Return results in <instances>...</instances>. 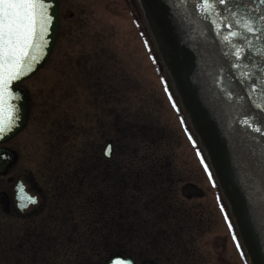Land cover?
Wrapping results in <instances>:
<instances>
[{"label":"rangeland","instance_id":"374dc122","mask_svg":"<svg viewBox=\"0 0 264 264\" xmlns=\"http://www.w3.org/2000/svg\"><path fill=\"white\" fill-rule=\"evenodd\" d=\"M136 10L133 0H61L53 49L42 67L21 83L28 93L30 114L15 136L20 164L51 194L54 191L48 183L46 188L45 180L68 172L77 161L86 165L88 155L100 151L110 136H128L133 152L156 151L171 157L172 149L184 179L176 193L180 213L171 219V215L158 214L156 207L145 208L155 210L153 215L162 220L171 219L176 233L167 227L157 234L158 247L166 255L159 258V264H249L224 197L201 160L203 150L196 144V135L187 129L184 114L176 108L179 101L170 78L142 13ZM184 185L190 189L185 191ZM78 196L56 203L48 200L52 207L43 208L29 221L0 218V264L29 259L25 251L14 249L16 238L42 229L49 234H71L72 246L59 243L52 248V242L44 240L27 243L24 247H36L39 252L32 262L72 263L86 257L87 240L78 236L88 230L79 220L83 212L92 216L90 209L84 211L88 206ZM167 202L170 209V196L162 205ZM56 225L61 230L52 233Z\"/></svg>","mask_w":264,"mask_h":264},{"label":"water","instance_id":"95a60500","mask_svg":"<svg viewBox=\"0 0 264 264\" xmlns=\"http://www.w3.org/2000/svg\"><path fill=\"white\" fill-rule=\"evenodd\" d=\"M149 36L172 83L188 124L203 149L250 264H264V0H227L216 5L233 31L246 39L233 41L247 49L237 59L231 44L225 42L230 29H221L220 17L203 12L201 0H136ZM236 13V16H233ZM46 17L51 19L41 31L37 25V61L32 71L13 82L19 99V119L13 131L0 143L16 135L26 124L28 102L17 85L33 75L48 58L57 36L59 12L57 0H46ZM250 18L256 31L246 32L236 20ZM239 65V67H237ZM254 120L251 126L245 118ZM261 131H255V127ZM111 146L108 141L103 149ZM111 154V151H110ZM15 153L0 149V173H4ZM16 204H27L22 212L32 211L39 198L27 191L19 180ZM35 196L29 203L25 196ZM1 199V196H0ZM2 200V199H1Z\"/></svg>","mask_w":264,"mask_h":264},{"label":"trees","instance_id":"16d2710c","mask_svg":"<svg viewBox=\"0 0 264 264\" xmlns=\"http://www.w3.org/2000/svg\"><path fill=\"white\" fill-rule=\"evenodd\" d=\"M145 130L149 133L148 129ZM109 139L113 145L112 156L109 159L103 157L100 149L88 155L86 165L78 164L77 161V165L68 172L57 173L54 180L48 181L49 184L64 189L62 192L54 190L56 192L54 198L70 201L79 195V200L88 206L83 207L84 211L88 213L90 209L92 216L86 217V213L83 212L81 216L83 218L79 220L82 228L87 227L84 230H88V234H144L153 241L159 240L157 234L164 233L167 227L171 229V234H176L172 231L170 222L180 213L176 210L180 203L176 193L179 183L184 179L182 180L179 173L180 168L175 165L174 151L171 149V157L167 153H153L156 151L133 152L128 148L131 146L128 136L126 138L123 135L117 138L110 136L104 143ZM169 196L170 209L168 202L167 205H162ZM148 206L158 208L160 212L158 214L161 216L171 215V219L169 218L168 222L154 216L155 210L145 209L149 208ZM159 222L165 223L160 226ZM109 240L112 248L116 245V248L121 247L143 257L157 256V253L146 249L141 252L134 244L135 240L130 238L126 244L123 242L117 243L118 245L112 236Z\"/></svg>","mask_w":264,"mask_h":264},{"label":"snow or ice","instance_id":"6c2138e0","mask_svg":"<svg viewBox=\"0 0 264 264\" xmlns=\"http://www.w3.org/2000/svg\"><path fill=\"white\" fill-rule=\"evenodd\" d=\"M45 3L46 0H0V138L11 133L19 119L18 108L12 103L14 99H19L18 94L12 90L13 82L31 72L37 61L35 51L38 48L36 44L37 25H40L42 31L51 19L44 15ZM217 3L226 5L227 0H201L204 6L202 10L209 17L213 14L220 17L219 21H213V23L219 25L221 33L224 27L230 29L229 36L224 38L225 42L232 45L237 59H242L247 49H243L242 45L238 47L233 41L239 42L246 37L239 30H231L232 25L227 23L228 18L224 17L222 12L216 13ZM236 15L233 13V16ZM236 23L246 32L256 31L255 22L250 18H239ZM244 122L250 126L255 123L247 117ZM254 130L261 131V127L257 126ZM110 151L111 146L106 149V154L110 155ZM205 167L207 168V165ZM209 175L211 176V173ZM25 199L29 203H36L35 196L26 194ZM27 206L23 203L20 205L21 208ZM116 264H127V262L121 259Z\"/></svg>","mask_w":264,"mask_h":264},{"label":"flooded vegetation","instance_id":"af4514ba","mask_svg":"<svg viewBox=\"0 0 264 264\" xmlns=\"http://www.w3.org/2000/svg\"><path fill=\"white\" fill-rule=\"evenodd\" d=\"M58 5H59V13H60V20H61V0H58ZM18 142H16V138L14 137L13 139L0 144V149L1 148H6L11 151H15L16 153V158L13 162H9L8 165L5 168L4 173H0V218H3L4 220H7L9 222H14L16 220H30L31 218H34L35 216L38 215L40 210L43 208H46L49 204L47 202L51 203H56L59 202L58 199H55L54 197L56 196V192H62L64 189L60 188L58 185H52L43 178L42 180L44 181V184L46 185L47 188V183L49 184L48 186L54 191V193L48 194L46 193L50 189L47 188V191H43V186H42V181L41 182H36L33 180V178L30 176L28 170L25 168L24 165L20 164L21 161V154H20V148L17 146ZM19 180H22L24 184L27 185V191L28 192H33L37 197L39 198L38 203L35 207L34 210L29 211L28 213H25L26 211L22 212L19 208V206H16V186L18 185ZM187 185L184 186L186 188ZM191 187V185H190ZM50 197V198H49ZM53 197V198H52ZM49 200V201H48ZM52 207V206H48ZM61 211L57 208V213H60ZM32 221V220H31ZM52 226V225H49ZM60 225H56L54 227V232H56L58 229H60ZM58 228V229H57ZM43 232H25L24 234H19V238H16V243L15 245L20 250L25 251V254L31 256L29 259H26V261H22L19 264H106L107 260L114 255H120L123 257H131L133 260L134 264H142L144 261H149L151 264H159L158 263V258L155 256H148V257H143L142 255H139L135 252H130L127 251L126 249H123L121 247L116 248V245L114 248L111 247V241L109 240L110 237L112 236L114 238L115 244L123 243L126 244V241L128 238L132 239L137 246V249L144 251L146 249L147 251H150L152 253H159V248L157 247L158 242L153 241V239L147 238L144 236V234H84L79 235V238H84L87 240L88 245L86 246L85 251H87L86 257L82 258H77L74 262H64V263H34L32 262L34 257H37L38 250L36 247L33 246H26L24 247L25 244L29 243L31 245H36L38 244V240H44L45 242L47 241L48 244L49 242H52L50 245L52 248L57 247L59 243H62L69 247L72 246L71 241L72 237L71 234H61L60 232H57V234H49L48 232L45 233V230L42 229ZM43 234V235H42ZM55 235V236H54ZM74 235V234H73ZM77 237V236H76ZM74 237L73 239H76ZM77 237V238H78ZM55 238H60L58 240L57 244L56 242L53 243V240ZM132 241V242H133ZM79 243V242H78ZM117 244V245H118ZM79 246V244H77ZM63 246V245H62ZM49 247L50 250L52 248ZM74 250V253L76 255L78 254L77 251ZM31 252L35 253L31 254ZM49 252V250H48ZM75 255V254H73ZM17 264V263H15Z\"/></svg>","mask_w":264,"mask_h":264}]
</instances>
